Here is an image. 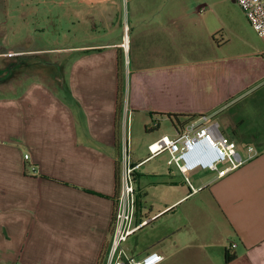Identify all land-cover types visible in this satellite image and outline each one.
I'll return each instance as SVG.
<instances>
[{
  "label": "crops",
  "instance_id": "0c3cea01",
  "mask_svg": "<svg viewBox=\"0 0 264 264\" xmlns=\"http://www.w3.org/2000/svg\"><path fill=\"white\" fill-rule=\"evenodd\" d=\"M38 2L48 5L43 21L60 27L61 45H32L45 29L31 26L33 0H18L12 13L18 42L0 52L14 69L12 81L0 84V264H98L111 244L117 177L119 189L129 148L123 119L144 117L159 132L167 122L172 132L164 134H172L167 115L218 117L264 86V50L242 52L243 33L254 29L241 8L233 13L217 2L204 12L192 0ZM217 34L220 42L212 39ZM120 54L126 68L118 121ZM54 59L59 78L22 68L25 61L53 67ZM141 166L136 221L156 218L132 236L151 228L137 237L147 240L142 252L125 244L130 255L159 251L161 264H264V150L224 178L195 174L198 192L181 191L184 178L173 168L151 170L141 189Z\"/></svg>",
  "mask_w": 264,
  "mask_h": 264
},
{
  "label": "built area",
  "instance_id": "2783aa9c",
  "mask_svg": "<svg viewBox=\"0 0 264 264\" xmlns=\"http://www.w3.org/2000/svg\"><path fill=\"white\" fill-rule=\"evenodd\" d=\"M233 1L239 5L254 31L264 41V0ZM200 11L204 12L206 8L202 7ZM126 41L125 39V44ZM153 127H158V123H154ZM148 151L150 155L147 160L167 153V164L182 174L191 192L202 189L195 188L191 181L195 174L208 172L221 179L259 155L256 147L242 148L235 139L226 135L216 115H200L185 124L175 126L172 134H164L149 144ZM25 159H30L29 153L25 155ZM122 160L123 169L115 196L112 240L105 264H161L165 256L159 251H151L139 258L130 255L125 247L130 237L148 226L156 217L136 221L138 199L135 172L141 164L134 166L131 163L129 148L123 153Z\"/></svg>",
  "mask_w": 264,
  "mask_h": 264
},
{
  "label": "rangeland",
  "instance_id": "374dc122",
  "mask_svg": "<svg viewBox=\"0 0 264 264\" xmlns=\"http://www.w3.org/2000/svg\"><path fill=\"white\" fill-rule=\"evenodd\" d=\"M26 0H19V4L24 3ZM39 0H33V6L36 8L38 7V10L36 12V14H34L33 17H30V23L31 26L35 29V28H44L45 30L42 31L40 34L33 36L32 38V45L34 44H40V45H46L47 47H59L62 43V38H61V31H60V27L55 29V28H51L49 27V22L46 23L43 21V13L45 8L48 7L47 4L42 3V2H38ZM223 0H192V6L196 8L202 7L204 5L209 6L210 8H216L213 6V2H217L220 3L222 5V8L230 11V12H237V9L240 8L237 3L235 1L232 0H225L226 2H222ZM8 5L6 7H4L3 2L0 0V27L5 30V34L6 35H0V52L4 51V50H12L13 47V42L15 43L16 41L18 42V37H16V41L15 38L13 36V24L14 22H16V20H13V8L15 7V5L17 4L18 0H7ZM32 5V4H31ZM205 6V7H207ZM6 8L8 11V14H4V16L2 17L1 11L2 9ZM3 9V11H4ZM5 9V10H6ZM40 10V12H39ZM241 10V9H240ZM242 11V10H241ZM123 13H124V18L126 15V9L123 8ZM212 16V14L210 13H206L203 15V19L206 21L208 18H210ZM28 21V20H27ZM201 21L203 20H199V15L196 14V22H197V29L201 30ZM5 22L4 25L1 26V23ZM221 35L222 34H217V35H213L212 39L214 38V40L216 42H220L221 41ZM226 38V36H225ZM243 39L244 41L242 42L244 46V48L242 49L243 53H246L248 51H251V49H254L255 51H262L264 50V41L259 37V35L254 31H247L245 33H243ZM73 38L71 37L70 41H72ZM207 40L211 41V38L209 36H207ZM209 43V42H208ZM126 57V56H125ZM261 59V58H260ZM50 63V61H48ZM53 67H46L43 62H23V69H28L29 66L31 67V69H35V75L39 77H42L44 74H48L51 73L52 76H56L59 78L60 76V69L57 68V66H59V60L54 59L53 60ZM37 64L41 65L42 67L37 68ZM124 68H126V58H124V62H123ZM53 70V73H52ZM13 59L10 56H7L5 58H2L0 56V84L2 83H8L10 81H12L13 78ZM249 96L253 95V92L251 94H248ZM254 97L253 98H249L247 100H245L244 102H241L236 109H242V112L247 113L249 118L251 120L254 121L257 119H260L263 123L264 126V104H262V107L260 109L257 108L256 103L254 102ZM263 113V114H262ZM218 118L219 121L222 125L223 131L225 132V134L229 135L228 132V127L229 126H234V124H236V122L234 123L235 120V115L229 113L228 108L224 109V111L220 114H218ZM144 117L141 116H131L129 117V123H128V119L126 118L123 119V122L121 123V132L123 135V131L126 130V135L128 134L129 136V154L131 157V163L135 166V162L137 160H145L149 157L150 153L148 151V146L149 144H151L152 142L156 141L157 139H159L164 133H171V125L168 124L167 122H163L162 123V127H161V131L159 132L158 128H154V129H150V125L147 126V124L144 122ZM127 125H129V129L127 130ZM128 131V132H127ZM237 141V140H236ZM238 142V141H237ZM126 143V142H125ZM168 159H169V155L167 153L162 154L161 156L157 157V158H153L150 161H147L145 163L142 164L141 168L138 170L140 177V187L141 189H145L148 187L149 184V179L147 178V174L148 172H150L151 170H157V172H162V171H167L169 168H173V171L176 175H178V170H176V168L174 167H170L167 163H168ZM123 169V160L121 163V170ZM208 173V172H207ZM192 183L194 185L198 184V181L196 178H192L191 179ZM181 186L183 187L181 189V191H188L189 190V186L188 184H186L184 182V184H181ZM180 190V189H179ZM187 203H192V200L188 201ZM150 229H146L143 232H140L137 234V236L132 237L127 244L128 246L131 247V249L134 252L140 253L144 250V248L147 245V240H139L137 242V237H141V235H144V237H147V235H151L152 232H150ZM141 239V238H140ZM131 251V252H133Z\"/></svg>",
  "mask_w": 264,
  "mask_h": 264
},
{
  "label": "trees",
  "instance_id": "16d2710c",
  "mask_svg": "<svg viewBox=\"0 0 264 264\" xmlns=\"http://www.w3.org/2000/svg\"><path fill=\"white\" fill-rule=\"evenodd\" d=\"M118 71H119V89H118V106H117V117L119 121V117L121 118L122 112V103L125 97V80L124 77V66H123V58L120 54L119 63H118ZM254 97V102L258 109L262 107L264 104V86H261L253 91V95L246 96L245 98L239 99L233 102L229 107V113L235 115L234 126L229 127V134L232 138L237 140L242 144H254L259 150H264V126L260 119L254 121L251 120L247 113L242 112V109H236L237 106L244 102L249 98ZM263 114V113H262ZM200 115H167L168 118L171 119L174 126L182 125L187 123L193 118H196ZM116 190L118 191V177H117V185ZM107 248H105L100 256L99 263L103 264L104 259L108 253ZM232 258L228 257L226 259L227 262H230Z\"/></svg>",
  "mask_w": 264,
  "mask_h": 264
},
{
  "label": "bare ground",
  "instance_id": "6f19581e",
  "mask_svg": "<svg viewBox=\"0 0 264 264\" xmlns=\"http://www.w3.org/2000/svg\"><path fill=\"white\" fill-rule=\"evenodd\" d=\"M127 41H126V44H125V46L127 47L128 46V39H126Z\"/></svg>",
  "mask_w": 264,
  "mask_h": 264
}]
</instances>
